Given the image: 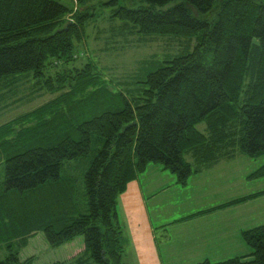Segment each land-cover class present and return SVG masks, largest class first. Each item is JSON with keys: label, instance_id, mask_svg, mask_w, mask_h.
Wrapping results in <instances>:
<instances>
[{"label": "trees", "instance_id": "1", "mask_svg": "<svg viewBox=\"0 0 264 264\" xmlns=\"http://www.w3.org/2000/svg\"><path fill=\"white\" fill-rule=\"evenodd\" d=\"M75 1L76 10L58 0H0V80L32 74L18 77L34 79L26 97L55 95L0 125V264H32L20 252L38 233L52 248L83 238L80 253L54 264H126L117 198L149 165L160 164L185 186L236 149L264 157V2L226 0L210 21L198 16L216 0H130L137 5L130 9L105 3L114 5L111 18L129 35L196 42L192 52L145 60L154 69L125 90L105 80L98 87L90 60L68 67L95 17L89 7L95 0ZM48 67L63 68L48 74ZM93 140L100 147L82 180L84 211L76 179L62 176L61 166L90 153ZM248 178H264V163ZM241 239L248 257L196 264H264V224L242 231Z\"/></svg>", "mask_w": 264, "mask_h": 264}, {"label": "rangeland", "instance_id": "2", "mask_svg": "<svg viewBox=\"0 0 264 264\" xmlns=\"http://www.w3.org/2000/svg\"><path fill=\"white\" fill-rule=\"evenodd\" d=\"M58 1L69 8L75 10L77 8L75 0ZM109 1L95 0L90 3L89 7L92 6L91 12L95 14V17L88 19L85 25V39L80 44H75L74 54L78 58L71 62V66H68L69 68L81 69L90 60L96 67V75L100 81L98 87H101L103 80H105L113 88L119 87L125 90L133 88L137 86L135 82L143 80L146 73L154 69V66L145 64V60L152 57L162 60L169 54L178 55L194 50L196 45L194 39L127 34L122 31L123 23L111 18L114 5H105ZM224 1L226 0H216L211 10L198 16L199 19L208 21L215 19L219 5ZM254 1L264 2V0ZM118 2L119 5L129 9L137 7L136 4H131L130 0H118ZM173 5L172 3L169 7ZM81 51L85 52L84 57ZM62 68L55 67L51 69L48 67L45 73L53 74V72ZM20 75H16V79H13L12 76L7 80H0V125L35 109L37 106L43 105L48 99L55 97V95L45 92L40 95L30 93L31 95L26 97V92H31L30 86L34 79L21 82L18 77L24 78L25 75ZM29 77L31 78L32 74H26L25 79ZM12 80H15V82ZM4 103H6V107L3 108ZM198 130L204 132L205 124L198 125ZM99 147L100 145L95 144L93 140L90 153L76 160L64 162L61 166L62 176L76 179L78 198L84 211L86 210V200L83 196L82 180L90 161L95 155V149ZM232 155L231 158L221 159L211 168L203 169L197 176L193 174L185 186L177 184L176 176L168 170H164L160 164L149 165L146 172L142 174L143 176H139L138 182L141 186H145L149 182L153 183L148 190L144 191L145 194L156 193L153 196L154 199H152L153 197L148 199L149 217L152 222L158 223L174 218H176V222H179L183 219L180 217L185 212H196L264 191V178L254 180L248 178L264 163V157L250 159L237 149ZM184 158L187 162L192 163V158L189 155ZM150 199H152L151 202ZM241 209L243 211L235 214L232 220L245 218L251 226L250 229L264 224V198L243 205ZM117 212L122 225V221L126 220L122 216L125 211L118 205ZM176 222L161 223L162 225L157 227L156 237L158 238L159 248L161 251L164 249L161 244L171 235L174 247L170 252L171 259L176 264L195 262L192 260L196 258L189 254L191 253L190 250L198 245L197 241L189 238L182 226H178ZM172 224L174 225L173 228L171 227ZM122 228L124 232L123 225ZM82 247L83 238L77 237L71 243L52 248L45 242L43 235L38 233L21 250L20 259L25 260L33 257L32 264H54L72 256L77 252L76 250ZM198 251L200 252V248ZM126 255L127 257L130 256L128 248L126 249ZM162 258L164 264H169V258L164 259V255H162Z\"/></svg>", "mask_w": 264, "mask_h": 264}, {"label": "crops", "instance_id": "3", "mask_svg": "<svg viewBox=\"0 0 264 264\" xmlns=\"http://www.w3.org/2000/svg\"><path fill=\"white\" fill-rule=\"evenodd\" d=\"M201 172L196 174V176ZM139 178L140 177L131 182L126 191L117 198L116 211L119 205V207L125 211V213H122V216L126 218V220L122 221L125 235L121 222L118 219L122 230L121 242L123 248L125 247V263L164 264L162 258V255H164V259L169 258V264H176L170 257V252L172 251L171 249H174L173 237L170 235L167 240L161 244V246L164 247L162 251L159 248L158 238L156 237V229L159 225H162L161 223L169 224L170 221L176 222V218L172 220H164L163 222L158 223L152 222L149 217L148 199L153 197L156 193L150 192L145 194L144 191L148 190L153 183L149 182L145 186H141L138 182ZM154 198L155 197L152 199ZM261 198H264V196L237 206L223 208L192 219H185V217L216 206H210L196 212H185L182 214L183 216L180 218L183 219L176 223L178 226H182V229L185 230V234L194 241L196 240L198 244L190 250L191 253L189 255L196 258L192 260L195 262H191L190 264H196L204 260H208L210 262H221L234 257H248L251 251L243 243L241 239V232L250 229L251 226H249L245 218H240L238 220L232 219L235 214L243 211V209H241L243 205L251 204ZM152 199L149 201L151 202ZM118 216L119 214L117 212V218ZM173 224L171 225L172 228L174 227ZM127 248L130 252L129 257L126 255ZM199 248L200 252L198 251ZM82 250L83 247L76 250L77 252L72 256L58 262L67 261L76 254L80 253Z\"/></svg>", "mask_w": 264, "mask_h": 264}]
</instances>
